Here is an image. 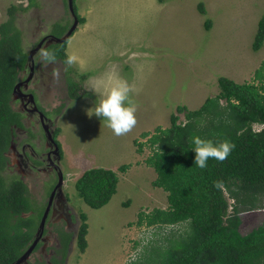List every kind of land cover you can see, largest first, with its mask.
<instances>
[{"label":"rangeland","instance_id":"1","mask_svg":"<svg viewBox=\"0 0 264 264\" xmlns=\"http://www.w3.org/2000/svg\"><path fill=\"white\" fill-rule=\"evenodd\" d=\"M35 1L38 4L28 6L27 0L24 10L21 0H0V24L10 18L12 9L24 48L34 51L35 69L32 73L29 62L21 72L23 81L30 77L21 92H34L52 120L48 127L60 129L62 158L56 162L65 178L60 195L67 200L58 196L40 247L22 264H55L61 257L56 228L70 230L73 226L77 230L80 212L88 216V246L81 251L74 238L61 264H132L148 240L161 234L149 235L148 227L135 223L139 211L168 205V192L153 185L157 173L145 162L151 149L146 145L138 152L135 139L145 141L143 132L153 133L158 125H170L178 105L198 108L205 98L218 93L220 76L238 82L253 79L264 59V44L259 50L252 47L264 14V0H76L85 21L78 23L68 40L67 53L79 58L72 66L61 62L45 65L38 55L54 41L49 36L54 23L73 24L75 15L68 1ZM207 19L212 21L210 28L205 25ZM45 36L49 37L40 44ZM54 70L59 71V79L53 78ZM110 71L140 90L132 96L137 124L120 137L105 126V121L88 115L100 99L89 89ZM82 74L85 77L81 79ZM68 77L77 81V92L82 95L79 99L70 97ZM28 99L13 96L12 105L23 112L26 127L17 128L7 173L20 175L28 184L30 197L39 206H46L60 171L49 163L51 141L44 136L41 118L31 110ZM124 163L131 164L125 172L119 170ZM93 167L111 168L119 174L116 193L99 208L89 206L75 188L77 178ZM68 211L76 220L69 218ZM241 218L240 230L246 233L263 222L264 208L244 211Z\"/></svg>","mask_w":264,"mask_h":264},{"label":"trees","instance_id":"2","mask_svg":"<svg viewBox=\"0 0 264 264\" xmlns=\"http://www.w3.org/2000/svg\"><path fill=\"white\" fill-rule=\"evenodd\" d=\"M75 2L74 14L79 22H84ZM36 4L30 0L28 6ZM199 9L205 11L203 4ZM9 12L10 18L0 24V264H12L28 249L45 210V204L39 206L30 197L28 184L20 175L7 173L8 153L17 128L26 127L23 112L12 105L14 88L30 62V51L23 46L15 13L12 9ZM211 23L207 19L206 27L210 28ZM70 25V22L57 21L53 24L52 36L63 37ZM68 40L54 39L44 49L54 52L56 61L64 63ZM263 44L264 14L252 47L259 50ZM68 83L70 97H82L77 92V81L68 77ZM218 85V93L205 98L200 107L190 109L178 105L170 116V125H158L153 133L143 132L145 141L135 139L138 152H143L146 145L151 149L145 162L157 173L153 185L168 192L166 207L139 211L135 223L146 227L164 228L168 224L180 227L153 233L161 234L148 240L132 264H264V220L246 233L240 230L242 212L264 208V59L255 69L252 80L238 82L223 75L218 78ZM256 123L262 127L254 129ZM59 132L57 128L54 138ZM196 136L213 144L227 140L235 147L222 163L209 159L207 168L200 169L194 163L193 137ZM130 165L124 163L119 170L125 172ZM217 181L222 182L219 188L214 186ZM118 182L116 170L93 167L77 178L75 188L89 206L99 208L116 193ZM79 218L77 245L85 251L88 216L80 212ZM58 232L63 257L58 260L55 256V264L64 262L74 234L62 227ZM37 264L45 263L38 261Z\"/></svg>","mask_w":264,"mask_h":264},{"label":"clouds","instance_id":"3","mask_svg":"<svg viewBox=\"0 0 264 264\" xmlns=\"http://www.w3.org/2000/svg\"><path fill=\"white\" fill-rule=\"evenodd\" d=\"M21 2L24 4L25 7H27V0H21ZM38 55L40 56L41 61L45 65L49 63L54 64L56 62V55L54 52H50L46 49H41ZM78 61H79V58L75 54H68L64 63L67 64L68 66H72L76 64ZM52 75L54 79H59L58 70H54ZM89 90L94 92L96 95L100 96L99 102L95 105V107L88 110L89 116L95 115L97 118L105 121L106 122L105 126L108 127L112 131V133L117 137L127 135L134 129V127L137 124V118H136L137 105L135 101L132 99V96L134 94H138L140 91L134 84H129L127 80L119 77V75L115 71H110V72L105 73L104 76L97 78V80L91 86ZM90 110H91V114H89ZM253 127L254 129L261 128L262 124L256 123L253 125ZM193 144H194L193 151L195 152L194 163H195V166L199 167L200 169L207 168L209 159H214L222 163L228 158V156L230 155V153L235 147L233 143L227 140L222 141L219 144H213L211 140H205V139L200 138L199 136L193 137ZM60 151H61L60 153H62V149H60ZM56 164L58 165L57 162ZM58 167L62 171L59 165ZM62 174H63V171H62ZM63 177H64V174H63ZM64 179H63V182H64ZM214 186L219 188L222 186V182H219V181L214 182ZM60 192L62 193V187H61ZM51 194L52 192L50 193V197H51ZM63 196L66 197L65 195ZM48 204H46L45 206L44 213L46 212ZM52 204H53V200H52L50 209L48 211V215L45 220V224L43 227V233L40 236L38 243L41 242L42 237L45 234V228H46L45 226L49 219L48 216H50L49 213H50L51 207H53ZM68 212H70L69 218L73 219L74 214L71 211H68ZM177 226H178L177 224L176 225L168 224L164 228H158L157 225H153V226L148 227L149 228L148 233L149 235H153V233L157 232L158 230H163V229H166L165 232H168L171 229H174L175 227L177 228ZM39 227H40V224H39ZM59 228L60 227L56 228L57 232ZM62 228L66 230L65 227H62ZM38 230H37L36 236L38 234ZM57 235L59 236V239L61 240L59 232ZM71 245L72 244H70V247ZM38 248L36 250H38ZM36 250L34 248L32 253L35 252ZM133 260L134 259L132 258V261Z\"/></svg>","mask_w":264,"mask_h":264},{"label":"water","instance_id":"4","mask_svg":"<svg viewBox=\"0 0 264 264\" xmlns=\"http://www.w3.org/2000/svg\"><path fill=\"white\" fill-rule=\"evenodd\" d=\"M74 0H68V5H69V7H70V9H71V11H72V13H74ZM75 15V14H74ZM78 23H79V19L76 17V15H75V19H74V22H73V24L71 25V27L69 28V30L67 31V33L63 36V37H60V38H55V37H53V38H55L57 41H64L65 39H67V38H69L70 37V35L74 32V30L76 29V27H77V25H78ZM44 40V39H43ZM43 40L41 41V43L40 44H42L43 43ZM40 46V45H39ZM35 50H37V49H35ZM33 52L34 51H30L29 52V60H30V63L32 64V73H33V71H34V54H33ZM31 73V74H32ZM30 79V77H27V79L25 80V81H19L17 84H16V86H15V88H14V93H15V95L16 96H20L21 94L19 93V88H20V86H21V84H23V82H27L28 80ZM27 102H29V103H35V96H34V94L33 93H30L29 94V99H28V101ZM40 117H41V119H42V121H44V112H40ZM45 129H46V131H48L49 133H48V137H49V139L52 141V142H54L55 141V139H54V137L52 136V134L50 133V130L47 128V127H45ZM56 143V142H55ZM54 151V153H56V154H58V156H60V149H59V146L57 145L56 146V148L53 150ZM56 164V163H55ZM58 166V165H57ZM60 171V176H59V181H58V183H57V185H56V188L54 189V190H56L58 187H60L61 188V185H62V183H63V179H64V177H63V174H62V171L61 170H59ZM53 194H54V192H52V194H51V197H50V201H49V204H48V206H47V209H46V212L44 213V216H43V218H42V221H41V223H40V227H39V230H38V234H37V236H36V238L34 239V241H33V243L28 247V249L15 261V262H13L12 264H22V262H24L25 260H27L28 258H29V256H30V254L32 253V251L34 250V248H35V246H36V244L38 243V241H39V238H40V236L42 235V233H43V227H44V224H45V220H46V217H47V215H48V211H49V209H50V205H51V203H52V200H53Z\"/></svg>","mask_w":264,"mask_h":264},{"label":"flooded vegetation","instance_id":"5","mask_svg":"<svg viewBox=\"0 0 264 264\" xmlns=\"http://www.w3.org/2000/svg\"><path fill=\"white\" fill-rule=\"evenodd\" d=\"M49 36H52V34H50ZM48 36V37H49ZM48 37H44V38H42V39H44L43 40V43H45V41H46V39L48 38ZM42 41V40H41ZM42 43V44H43ZM56 62H60V61H56ZM29 66V65H28ZM34 69H35V65H34ZM21 81H23L22 79H21ZM24 83V82H23ZM21 87H22V84H21V86H20V88H19V93L21 94L20 95V97H28L29 96V94H30V92H21ZM33 94H34V92H32ZM34 96H35V103H30V108H31V110L33 111V112H36L37 114H39V117H40V112H44V121H42V119H41V124H42V129H43V131H44V136H45V134L47 135V138L49 139V137H48V131H46V129H45V127H47L49 130H50V133L52 134V136L54 135V132H55V130L57 129H55L54 131L51 129V128H49L48 126H50L51 125V123H52V120H51V118L48 116L49 114L45 111V109H42L41 108V106H39V104H38V102H37V96L34 94ZM73 99V98H72ZM27 101V100H26ZM29 103V102H28ZM29 107L27 106V105H25L24 106V108L25 109H29ZM41 118V117H40ZM59 128V127H58ZM46 137V136H45ZM54 137V136H53ZM55 139V141L54 142H52L50 139H49V141H51L50 143H51V146L48 148V150H47V158H48V160H49V163H50V165L51 166H53L54 168H55V170L57 169V170H60V168L57 166V164H55L56 163V161L58 160H60L61 158H62V153H60V156H58V154H56V153H54V149L56 148V146L58 145L59 146V149H62L61 148V145H59V143H60V140L58 139V135H57V137H55L54 138ZM57 140H59V141H57ZM56 142V143H55ZM59 142V143H58ZM61 152V151H60ZM58 182V181H57ZM56 185H57V183L56 184H54V186L52 187V190H51V192H54V194H53V204H52V206L53 207H51V210H50V216H51V214H52V212L54 211L55 212V206H54V204H55V201H56V199L58 198V196L59 197H61V199H63V200H67L66 199V197H65V199H64V197L62 196V195H60L61 194V188L60 187H58L56 190H54L55 188H56ZM50 192V193H51ZM54 196H56V197H54ZM53 210V211H52ZM49 216V217H50ZM73 220V219H72ZM74 220H76V218L74 219ZM68 232H73L74 234H73V237H72V239H71V242H70V244H72V242H73V240H74V238H76V235H77V232L75 231V229H74V227L72 226V228H70V230H68ZM56 237H58V241H59V248H58V251H60L61 252V248H62V242H61V240L59 239V236L57 235L58 234V232L56 231ZM54 256L52 257V255L50 256V257H52V258H55V256H56V258H57V255L56 254H53ZM60 255H61V257H60V259L63 257L62 256V253H60ZM60 259H58V260H60Z\"/></svg>","mask_w":264,"mask_h":264}]
</instances>
